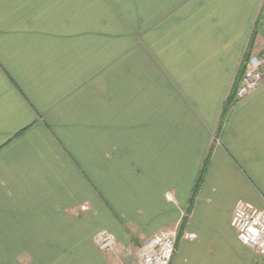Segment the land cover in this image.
Instances as JSON below:
<instances>
[{
  "label": "crops",
  "instance_id": "0c3cea01",
  "mask_svg": "<svg viewBox=\"0 0 264 264\" xmlns=\"http://www.w3.org/2000/svg\"><path fill=\"white\" fill-rule=\"evenodd\" d=\"M91 9L0 0V264H136L174 227L172 264H264L232 226L264 206V83L221 126L264 0H172L161 70L108 51Z\"/></svg>",
  "mask_w": 264,
  "mask_h": 264
},
{
  "label": "rangeland",
  "instance_id": "374dc122",
  "mask_svg": "<svg viewBox=\"0 0 264 264\" xmlns=\"http://www.w3.org/2000/svg\"><path fill=\"white\" fill-rule=\"evenodd\" d=\"M171 2L172 0H91V10L105 31L108 51L118 50L119 47L123 58L133 53L142 54L143 57H139L142 67L150 61L154 63L156 70H161L162 62L156 54L161 51L164 26L170 18Z\"/></svg>",
  "mask_w": 264,
  "mask_h": 264
},
{
  "label": "built area",
  "instance_id": "2783aa9c",
  "mask_svg": "<svg viewBox=\"0 0 264 264\" xmlns=\"http://www.w3.org/2000/svg\"><path fill=\"white\" fill-rule=\"evenodd\" d=\"M264 83V55L253 57L246 69L237 97L242 99ZM170 198V196H169ZM232 226L240 242L264 254V206L257 207L245 201L236 203ZM184 239L194 240L195 234L185 232ZM95 243L105 253L114 252L117 237L107 230L95 236ZM178 252V228H167L148 238L139 248L136 264H172Z\"/></svg>",
  "mask_w": 264,
  "mask_h": 264
},
{
  "label": "trees",
  "instance_id": "16d2710c",
  "mask_svg": "<svg viewBox=\"0 0 264 264\" xmlns=\"http://www.w3.org/2000/svg\"><path fill=\"white\" fill-rule=\"evenodd\" d=\"M256 36H257V32H256V30H254L252 33L250 43H249L246 51L244 52V55H243L242 60L240 62L232 90H231V92L228 96V99L226 101V105L224 107V112H223V116H222L221 126L225 122L227 115H228V112L231 109V107L239 100V98L237 97V92L241 86V83H242L244 74L246 72V69L250 66L251 61H252L253 57L255 56L253 50H254V46H255ZM204 170H205V168L202 170L200 178L198 179V183H197L198 186L200 185V182L203 178Z\"/></svg>",
  "mask_w": 264,
  "mask_h": 264
}]
</instances>
